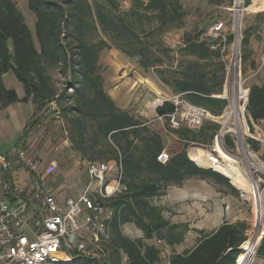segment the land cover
I'll return each instance as SVG.
<instances>
[{
	"label": "trees",
	"instance_id": "obj_1",
	"mask_svg": "<svg viewBox=\"0 0 264 264\" xmlns=\"http://www.w3.org/2000/svg\"><path fill=\"white\" fill-rule=\"evenodd\" d=\"M130 1L131 10L119 12L116 0H30V10L37 21V48L13 0H0V108L32 100L40 111L55 103L60 114L63 112V117L74 125L76 151L90 162L120 163L123 189L104 203L112 212L111 241L106 251L117 255L112 264H122V255L129 264H161V251L145 241L158 238L171 246L180 245L189 228L168 222L165 210L152 205L154 199L167 196L168 187H182L193 178L228 186L235 196H239V191L228 177L193 163L186 145L182 144L181 152L172 154L168 165L159 163L157 156L165 150L162 137L141 120L121 111L104 92L99 56L114 47L129 58H137L140 68L145 72L156 70L174 95L184 94L188 102L215 116L221 115L228 105L216 97L224 92L226 68L221 49H213L214 42L207 41L210 38L202 40L187 33L178 72L172 75L173 79L164 78L160 69L171 59L172 50L163 46L161 39L184 24L183 4L180 0ZM245 1L247 7L251 5V0ZM100 33L104 38L92 42L91 37L99 38ZM248 40L245 37L242 44L247 45ZM242 60L247 61V56ZM209 66L212 69L206 72ZM53 68L69 72L74 78L70 91L57 93L49 73ZM9 72L22 82L26 94L23 99L4 85L2 78ZM248 103L252 120L264 122V84L250 87ZM173 109L166 102L157 109V115H166ZM217 129L218 125L210 122L199 133L181 129L175 134L181 141L211 144ZM253 146L260 149L257 143ZM101 158L105 160H98ZM127 224L142 231L144 238L124 237L122 228ZM247 229L245 223L225 222L213 233L201 232L195 248L173 254L168 264H236L244 252L241 247L247 240ZM257 249V257L264 260V238ZM80 264L102 262L83 259Z\"/></svg>",
	"mask_w": 264,
	"mask_h": 264
},
{
	"label": "built area",
	"instance_id": "obj_2",
	"mask_svg": "<svg viewBox=\"0 0 264 264\" xmlns=\"http://www.w3.org/2000/svg\"><path fill=\"white\" fill-rule=\"evenodd\" d=\"M236 19L237 25L232 35L224 21L213 24L208 34L214 42L212 48L221 49L222 60L226 64L224 92L216 96L228 103L221 115L215 116L207 109L191 104L184 94H172L166 100L157 99L153 105L156 110L166 102L174 106L172 112L157 115V120L168 125V133H173L178 143L186 145L188 157L193 163L218 172L216 165L224 164L223 152L239 165L245 176L252 181L253 192L235 187L240 198L252 201L256 210L257 200L264 207V122L253 121L249 115L250 88L243 79L242 59L237 49L227 65L230 37H235V45L238 40L240 17ZM262 59L264 66V57ZM210 122L218 125L211 144L181 141L175 134L181 129L199 133ZM253 143H257L260 149H254ZM200 151L208 154L209 159H197ZM16 153L14 158L0 154V263L80 264L83 259L107 263L106 244L110 240L109 222L112 212L105 208L104 203L116 197L123 189L122 165L116 161L88 163L87 173L91 182L80 198H70L61 207L55 196L48 191L47 178L54 168L51 166L43 173H38L37 161L27 163L26 152L18 150ZM172 154V149L165 148L157 156V161L168 165ZM16 168H26L30 172L29 182L30 187H34L32 196L35 202L22 196L27 192L25 189L15 188L3 178V174L7 175ZM35 207L38 216L30 220L28 214Z\"/></svg>",
	"mask_w": 264,
	"mask_h": 264
},
{
	"label": "rangeland",
	"instance_id": "obj_3",
	"mask_svg": "<svg viewBox=\"0 0 264 264\" xmlns=\"http://www.w3.org/2000/svg\"><path fill=\"white\" fill-rule=\"evenodd\" d=\"M29 1L30 0H13V3L16 7H18L23 21L37 45V21L34 13L30 10ZM241 1L242 3L238 0H180L186 12L185 22L178 30L171 29L165 33L161 39L163 46L172 50L171 59L166 63L164 68L160 69L164 71V78L173 79L172 75L177 73L179 70L180 63L182 62L181 60H183L181 48L184 47L183 42L185 34L188 33L200 36L202 40H207L209 39L208 34L211 26L217 22L224 21L227 24L230 34L232 35L234 33L233 29L237 25L236 9L240 7L239 11H241L242 17H240V27L238 29V33L235 28L236 33L238 34V40L236 45L235 37L228 43L229 46L226 56L227 65L230 64L232 55L237 49L238 54L242 58L247 56V61L242 60V74H244L243 79L246 80L247 87L250 88L254 84L263 85L264 66L262 65V58L264 57V8H251L254 0H251V5L248 7L246 6L245 0ZM116 4L119 6V12H129L132 8L130 0H116ZM245 37H248L249 39L247 45L242 44ZM100 38H104V35L101 33L99 38L92 36L91 41L97 43ZM207 41L209 43L213 42L211 39ZM101 60L103 63V66L100 67L101 76L106 71L105 65L111 61L119 62L120 64L122 62L123 66L126 65V67H129L130 69H137L141 76H144L145 73V75L150 77L152 76L154 79H157L156 82L159 81L161 83L163 90L162 95L166 96L174 94V91L170 87L161 82V76L158 75L156 70L150 69V71L145 72L140 68L137 58H129L114 47L113 49H106V51H103L99 56V61ZM253 64H255V66H253ZM211 69V66L205 68L206 72H209ZM49 73L53 79L57 93H61L63 90L70 91L69 86L74 82V78L68 74L69 72H62L60 68H53L49 70ZM51 104L49 107H45L47 110H44L46 111L45 113H50L47 118L50 125L45 124L43 136L46 137L47 141H50L51 139L54 145L65 142V140H69L70 144H72V136L75 132L74 125L63 117L62 111L60 114L59 108H57L55 104ZM53 111H55L59 117L64 118V126L54 122L55 120L51 116L52 114L54 115ZM89 125H92V123L90 122ZM150 127L151 130L157 134H159L160 128L163 130V143L165 148L172 149V153L181 152L183 150L182 145L173 137V133H168V125L157 120V117L152 119ZM91 133L92 131L89 130V134ZM236 153L238 154V152ZM98 160L105 159L101 158ZM230 183L232 185L231 180ZM185 187L183 189H186V192H188V199L181 198V195L171 193L152 201L153 206L162 207L165 210L164 216L168 222L176 225L191 224L193 227H196L207 221L212 229L213 227H218L222 222H230L232 224L245 223L248 228L245 232L247 235L246 241L252 240L256 230L260 228V231L263 228L264 219L259 227L256 226L258 220L253 202L243 201L240 198V194L239 196H235L228 186L226 187L217 184L214 181L195 179L192 183L186 184ZM233 187L237 190L235 186ZM192 231L191 235H186V241L183 245L171 246L166 241L159 240L158 238L151 241H145V244L157 247L159 251H161V264H168L170 257L173 254H184L186 249L196 246L198 236L194 230ZM122 234L124 237H129L132 240L144 238L142 231H139L133 225H128L125 228H122ZM110 241L111 238L108 243ZM257 247L254 248V258L252 263L264 264V260L257 257ZM116 257L117 255L114 252H108L107 263L112 264L113 258ZM121 263L129 264L125 255H122ZM102 264H105V262H102Z\"/></svg>",
	"mask_w": 264,
	"mask_h": 264
},
{
	"label": "crops",
	"instance_id": "obj_4",
	"mask_svg": "<svg viewBox=\"0 0 264 264\" xmlns=\"http://www.w3.org/2000/svg\"><path fill=\"white\" fill-rule=\"evenodd\" d=\"M9 46L11 48L12 44L10 43ZM99 63L103 66L102 60ZM105 68L106 71L102 75L104 92L108 94L115 106L121 111L128 112L135 119L141 120L144 125L150 127L152 119L157 117V110L154 108L153 103L157 99L166 100L172 94L162 95L161 83L156 82L157 79L147 76L145 73L144 76H141L137 69L123 66L122 62L120 64L111 61L105 65ZM2 80L7 89L14 90L18 94L19 99L26 96L22 82L16 78L13 72L6 73ZM44 110H47V108L37 111L32 100L14 103L4 109L0 108V154L14 158L18 150H23L26 152L27 163L36 161L39 163L38 173H43L52 166L54 171L47 178L48 191L55 196L61 207H64L68 199L80 198L81 193L91 182L87 173L90 161L76 151L73 143L70 144L69 140H65V142L58 145H54L51 139L50 141L46 140V137L43 136L44 126L45 124L50 125L49 120H47L50 113H45ZM55 111H53L54 115H51L55 120L54 122L64 126L63 120ZM162 133L163 130L160 128L159 135L164 140V134ZM3 178L5 181H10L15 188L25 189L27 195L23 194L22 196H27V200L35 202L32 196L34 187H30L29 182L31 174L26 168H16L7 175L3 174ZM193 180L195 178L185 181L182 187H168L167 195L175 193L181 195V198L188 199L185 185L192 183ZM184 187L186 189H183ZM37 216L38 211L35 207L30 210L28 218L32 220ZM224 223H220L218 227H213V229L207 221L196 227L189 224V231L185 234V239L186 235H191L192 230H194L198 236V244L199 239L202 238L201 232L213 233ZM128 225L132 226L133 224H127L123 228ZM183 243L180 245H183ZM196 246L186 250L193 249Z\"/></svg>",
	"mask_w": 264,
	"mask_h": 264
},
{
	"label": "bare ground",
	"instance_id": "obj_5",
	"mask_svg": "<svg viewBox=\"0 0 264 264\" xmlns=\"http://www.w3.org/2000/svg\"><path fill=\"white\" fill-rule=\"evenodd\" d=\"M251 8H264V0H254L253 4L251 5ZM237 11V16L242 17L241 11ZM222 154L223 162L224 164H217L216 170L223 174L224 176H228L232 179V183L234 186L242 187L245 190H247L249 193L253 192V183L247 176H245V173H243L242 169L239 168V165L233 161L232 158H230L227 154ZM204 157V158H201ZM197 159L206 161L209 159V155L206 153H203L200 151L197 155ZM256 216H257V227L260 226V223L262 221V218L264 219V207L260 205L259 201H256ZM260 229V228H259ZM259 238L256 241L249 240L246 241L242 249H244L243 255L239 258L238 264H253V258H254V245L255 242L258 243L262 237H264V225L263 228L259 231ZM255 236V234H254Z\"/></svg>",
	"mask_w": 264,
	"mask_h": 264
},
{
	"label": "water",
	"instance_id": "obj_6",
	"mask_svg": "<svg viewBox=\"0 0 264 264\" xmlns=\"http://www.w3.org/2000/svg\"><path fill=\"white\" fill-rule=\"evenodd\" d=\"M259 236H260V234H259V229H257L256 232H255V236H254V238H253V241H256V242H257ZM263 238H264V237H262V239H261L258 243L255 242L254 248H256L257 245L261 243V241L263 240ZM241 250H242V249H241ZM236 264H238V262H237Z\"/></svg>",
	"mask_w": 264,
	"mask_h": 264
}]
</instances>
